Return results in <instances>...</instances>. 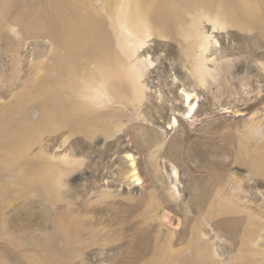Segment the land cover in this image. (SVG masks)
Wrapping results in <instances>:
<instances>
[{
	"label": "rangeland",
	"instance_id": "rangeland-1",
	"mask_svg": "<svg viewBox=\"0 0 264 264\" xmlns=\"http://www.w3.org/2000/svg\"><path fill=\"white\" fill-rule=\"evenodd\" d=\"M0 264H264V0H0Z\"/></svg>",
	"mask_w": 264,
	"mask_h": 264
},
{
	"label": "bare ground",
	"instance_id": "bare-ground-1",
	"mask_svg": "<svg viewBox=\"0 0 264 264\" xmlns=\"http://www.w3.org/2000/svg\"><path fill=\"white\" fill-rule=\"evenodd\" d=\"M192 105H193V103H192ZM192 105L189 104V107L191 108V110H192ZM194 105H195V104H194ZM131 166H132V165H131ZM133 168H134V167H133ZM174 175H176L175 172H174ZM130 177H131V179H132L134 182H137V183H138L139 179H138V177H137V175H136V172H135L134 170L131 172ZM128 181H129V180H128Z\"/></svg>",
	"mask_w": 264,
	"mask_h": 264
}]
</instances>
